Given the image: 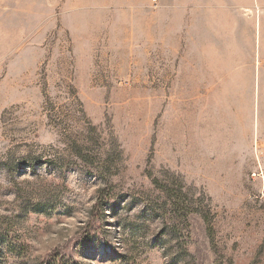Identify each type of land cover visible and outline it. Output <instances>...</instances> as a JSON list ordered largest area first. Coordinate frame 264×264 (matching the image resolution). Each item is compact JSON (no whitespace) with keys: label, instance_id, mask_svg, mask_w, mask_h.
I'll list each match as a JSON object with an SVG mask.
<instances>
[{"label":"rangeland","instance_id":"rangeland-1","mask_svg":"<svg viewBox=\"0 0 264 264\" xmlns=\"http://www.w3.org/2000/svg\"><path fill=\"white\" fill-rule=\"evenodd\" d=\"M0 264H264V0H0Z\"/></svg>","mask_w":264,"mask_h":264}]
</instances>
